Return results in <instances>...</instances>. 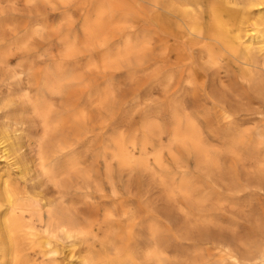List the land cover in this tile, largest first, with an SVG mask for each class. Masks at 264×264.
<instances>
[{"label":"rangeland","instance_id":"rangeland-1","mask_svg":"<svg viewBox=\"0 0 264 264\" xmlns=\"http://www.w3.org/2000/svg\"><path fill=\"white\" fill-rule=\"evenodd\" d=\"M157 2L0 0V98L11 88L28 108L49 101L51 108L44 109L54 115L52 142L75 132L72 155L78 169L63 174L65 182L57 187V181L40 179L49 198L66 196L65 207L82 219L95 257L103 247L114 255L127 244L160 243L162 264H214L218 256L211 244L218 239L236 240L246 255L253 248L247 243L255 246L264 238L263 72L256 71L253 82L247 79L244 66L218 43L214 59L209 58L211 41L192 36L187 22H182L186 40L176 28L169 35L165 0ZM191 6L195 14L205 11ZM253 8L255 20L237 25L246 27L240 36L242 41L247 36L252 50L264 39V5ZM258 61L263 68L264 55ZM28 113L21 142L29 156H36L44 133ZM126 158L135 162L125 165ZM204 232L211 242L206 235L202 239ZM206 238L211 248L202 243ZM56 255L57 264H75L66 253Z\"/></svg>","mask_w":264,"mask_h":264},{"label":"bare ground","instance_id":"bare-ground-1","mask_svg":"<svg viewBox=\"0 0 264 264\" xmlns=\"http://www.w3.org/2000/svg\"><path fill=\"white\" fill-rule=\"evenodd\" d=\"M155 1L159 2V0H155ZM164 3L165 4L163 6L165 7L163 8L161 6V8H163L165 11L164 12L165 18L164 17L163 18H164V25L167 30L166 33H169L170 35L171 33L174 34L176 32L178 34V37L179 36L181 37L183 35V28H185L183 24L187 22L188 24L187 27L192 36L197 35V37L200 38V41H202L201 38L206 41H211V43L206 44V50L209 54L208 55L209 58L215 57V52L218 48L214 45H216L215 43H218L222 45L224 48H226V50H228V52H230V54L233 55L232 57L237 62H239L242 66H244L243 74L247 79L253 82L254 78L255 79L257 78L255 77L256 71H261L263 72L262 74L264 75V65L262 68L259 65V61H258V57L264 55V39L260 41L257 46L253 44L256 46V48L252 50L249 47L251 43L247 44L245 41L247 39L246 38L247 36H245V40H243L245 42L242 41L243 37L240 36L241 32L246 31V29H244L246 27L244 28L237 27V25H239L240 23L243 24V21L244 23H247L248 21L255 20L256 11L254 10L253 7H259V6L264 5V0H165ZM191 5H198V6L202 5L204 6L205 11H203L201 14H195L197 13V11L194 13ZM199 8L198 10H200ZM263 13H262V9L259 10V13L257 12L258 15H261ZM152 22L155 23L154 21ZM175 28L177 31L173 32ZM162 29L164 28H161V30ZM186 32L187 30L185 29L184 34ZM247 33H248V30H247ZM262 33H263L262 38H264V30H262ZM173 34L170 37L174 38L175 35L173 36ZM185 37L182 36L181 38L184 40ZM175 39H179V38L176 37ZM169 48H171V46H169ZM183 56H186V55H183ZM181 58H185V57H181ZM247 82L249 81L247 80ZM260 83H263V81ZM7 90H8L7 94H10V95L8 96L6 95L5 98H0V135L2 137L0 138V264H57L56 254H59L61 252L66 253V259L71 260V261L75 260V264H147V261H151V263L152 261H155L157 262V264L158 263L162 264L164 262L163 259H166V258L163 257V253L165 251L163 252L161 250L162 245L160 246V243H146L148 244L146 248L140 247L142 244L140 246L138 244L130 248L129 245L127 244V247L123 249L121 248L122 249L121 251L120 249L116 253L114 251L115 253L114 255L109 254L107 249L103 247L101 248V251L95 252L97 256L99 255L98 257H95V255H93L94 252L93 250H91V245H90L91 242L87 243L88 242L87 234H86L87 231L85 232L84 230V227L81 222L82 219L80 218V216H77V214L74 213L72 209L65 207V203L67 202L65 200L67 199L65 195L63 196V200L61 201L56 200L58 199L56 197H55L56 199H53V197L49 198L47 190L42 189V185L45 181L40 179V177H44L49 180V181L47 180L48 182H50V180L57 181V182H54L55 184L61 181V177L63 174H69L73 170H75L76 166L78 165L77 158H74V156L72 155L76 148V146L74 147V145H76L74 141L75 132L74 131H70L69 133L67 132L68 133L67 135L64 134L63 137H60L61 139L59 138L58 140H56V142L54 141L55 143L52 142L53 141L52 137L51 135L49 136V134L54 126L52 124V118L54 115L52 116V113H50L52 109L50 110V112L49 110L44 109L45 107L49 109L50 107V105L48 106L49 101L47 102L46 99L43 98L42 101L40 99L38 103H36L35 105L31 104V107L28 108L27 105L30 103L26 104V102L19 101V99L16 100L14 98L15 95L13 93L15 89L8 88ZM262 90L264 92V88ZM28 112H32L34 117L38 118V120L40 121L38 129H41L44 133V136L42 137L41 141H39L37 145L38 147H37V153L35 154L36 156H29L27 152L24 150V144L21 142L22 137L25 134H27L25 132H27L26 123L28 122V116H27L29 114ZM77 114L78 112L76 113L73 112V117L77 116ZM222 114L223 115L225 114L226 117H229V114L226 111L223 112ZM56 126L58 127V125ZM64 127L65 126L63 123V125H60V128L56 130L58 132L60 131L59 133L62 134L64 132L63 130ZM66 129H68V127ZM184 138H186V136ZM186 142H190V144L192 145L194 149L197 148L193 140L186 139ZM186 148L188 147L186 146ZM74 155L76 156L75 153ZM134 162L135 161L133 160V158H126L123 160V163L125 165H130V164H133ZM78 166H77V169H78ZM261 166H262V163H261ZM260 172H263V171L260 170ZM261 176L262 177L260 180L264 182V172L261 174ZM236 179H237L236 182L237 181L240 182L241 186L245 185L244 183H242L244 179H242V181L238 177ZM90 180H91V177H90ZM63 183L61 181V183L59 184L61 185ZM259 183L256 184L257 189L260 188ZM55 185L57 187V184ZM258 185H259V188H258ZM233 187L235 188V185ZM244 187H241V188H244ZM248 189L250 192L251 189L249 187ZM257 191H260V189ZM244 192H246V189ZM249 194H252V193H249ZM237 195L238 194H236V196ZM258 195L260 197V193H258ZM216 198H217V194H216ZM203 209H205V207ZM215 210L216 209L214 208V212L217 211ZM224 211H226V209H224ZM203 212H206V211H203ZM210 212H213V210ZM223 213L220 212V214H223ZM227 213L228 212L226 211V214ZM231 213L232 212H230V214ZM199 215H201V213ZM202 215H204V213ZM229 216L230 215H228V217ZM205 217H208V216H205ZM222 219L224 220L223 217ZM261 222L264 224L263 220ZM197 223H200V221H198ZM203 223H205V221ZM208 224H211V222ZM262 227L264 228V226ZM199 230H201V228H199ZM245 233H247V231ZM252 233L255 234L254 231ZM203 234H204V237L202 236V239H204L206 235L205 232ZM207 237L211 242L210 237L212 236L208 235ZM250 237L248 236L249 239H253L251 235ZM152 238L153 240L155 239L154 236ZM231 238L229 237L228 239L231 240ZM208 239L206 241L204 240L202 243L206 244V242L209 241ZM253 240H250V242ZM198 241L200 242V240ZM218 241H221V240L218 239ZM218 241L217 243H216V240H215V243L213 241V243L211 244L212 246L210 245L209 242H208L209 244L207 243L208 247L211 246L213 250L217 251L216 255L218 256V259L215 261L214 264H264V238L260 242H256V241L255 243L252 242V245L253 243L254 244L258 243L255 246L254 245L251 246L250 244L247 243L249 247H253V248L248 253H247L248 250L246 251L244 249L246 251L244 252L247 253L246 255L242 254L243 250L239 248L241 247L240 244H239L240 245L239 247L233 244L236 240L234 242L231 240L232 241L231 243H225L222 241L219 243ZM206 251H210V249L208 248ZM207 253L209 254V252ZM208 254H207V257L209 256ZM199 255L201 256L202 253ZM45 257H47L49 260L46 261V259H44ZM38 258H42L43 260L38 261ZM168 260L170 261L169 257H168Z\"/></svg>","mask_w":264,"mask_h":264}]
</instances>
